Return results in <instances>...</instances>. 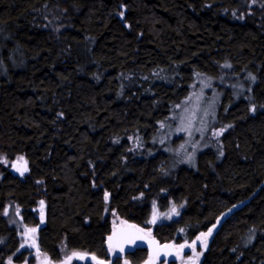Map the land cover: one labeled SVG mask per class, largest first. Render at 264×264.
Segmentation results:
<instances>
[{
  "label": "trees",
  "instance_id": "1",
  "mask_svg": "<svg viewBox=\"0 0 264 264\" xmlns=\"http://www.w3.org/2000/svg\"><path fill=\"white\" fill-rule=\"evenodd\" d=\"M224 63L255 81L219 107L218 148L195 169L148 154L193 74ZM106 205L173 245L231 209L198 264H264V0H0V264H50L62 240L143 262L107 244Z\"/></svg>",
  "mask_w": 264,
  "mask_h": 264
},
{
  "label": "rangeland",
  "instance_id": "2",
  "mask_svg": "<svg viewBox=\"0 0 264 264\" xmlns=\"http://www.w3.org/2000/svg\"><path fill=\"white\" fill-rule=\"evenodd\" d=\"M230 69V64L224 63L221 71L216 75L205 73L193 74L186 93L177 103L171 106L168 114L159 121L156 131L149 136V147L146 145L148 154L152 155L156 152H161L166 154L172 163L178 164L184 162L195 169L196 155L200 151L211 146L218 148L219 136L221 132L227 129L228 125L218 116L219 107L223 101H225V106L228 107L239 96H245L248 99L255 81L254 76L250 72L244 71L235 75ZM135 145L137 149L143 150L141 142L138 143L137 141ZM218 158H220V155ZM13 162V165L15 163L21 166L24 165L22 158H16ZM14 209V207L8 206L5 212L8 221L13 224ZM105 214H107L110 220L111 228L127 223L126 220L120 218L113 210H110L107 205L105 206ZM201 236L200 234L196 238H200ZM206 246L205 243H202L190 251L165 258L164 260H159L154 256L147 257L139 264H167L171 259L177 261L179 264H198ZM28 254H26L21 263L11 260V256L5 262L6 264H28L27 258L32 257L34 263L44 264L43 255L37 256L35 248H33V254ZM92 255L86 249L68 248L64 240H62L59 244V257L52 259L50 264L84 263L85 261L90 264H98V262L110 264L109 260L99 259L95 255ZM93 257L96 259H93ZM120 264L130 263L125 257L120 256Z\"/></svg>",
  "mask_w": 264,
  "mask_h": 264
},
{
  "label": "water",
  "instance_id": "3",
  "mask_svg": "<svg viewBox=\"0 0 264 264\" xmlns=\"http://www.w3.org/2000/svg\"><path fill=\"white\" fill-rule=\"evenodd\" d=\"M230 212L231 209H228L217 217L215 222L210 226L212 230L211 233ZM109 238H111V240ZM204 239L205 237L195 239L190 244L183 243L173 245L167 242H160L155 236L147 233L142 226L128 222L123 225H118L111 230L107 237V244L120 254H126L138 248H145L148 256H155L159 260H164L165 258L173 257L182 252L191 250ZM181 245H185V247L181 248ZM188 245H191V247ZM121 249L123 250L121 251Z\"/></svg>",
  "mask_w": 264,
  "mask_h": 264
},
{
  "label": "snow or ice",
  "instance_id": "4",
  "mask_svg": "<svg viewBox=\"0 0 264 264\" xmlns=\"http://www.w3.org/2000/svg\"><path fill=\"white\" fill-rule=\"evenodd\" d=\"M25 170H26V168H25ZM106 199H107V194H106V197H105ZM41 203H43V202H41ZM173 212H175L176 211V209L175 208H173V210H172ZM155 222V218L153 219V223ZM32 231H35L34 229L32 230ZM142 231V230H141ZM211 229H209V232L207 233V234H201L203 237H205V240H204V243H205V246H206V236L207 235H211ZM110 240H111V238H109ZM199 239V238H198ZM189 247H191V245H188ZM165 247H168V246H165ZM181 248H183V247H185V245H181L180 246ZM123 249H121V251H122ZM73 255H76V254H73ZM81 258H83V257H81ZM93 259H96L95 257H93ZM98 264H102V262H98Z\"/></svg>",
  "mask_w": 264,
  "mask_h": 264
},
{
  "label": "bare ground",
  "instance_id": "5",
  "mask_svg": "<svg viewBox=\"0 0 264 264\" xmlns=\"http://www.w3.org/2000/svg\"><path fill=\"white\" fill-rule=\"evenodd\" d=\"M227 91H228V90H227ZM130 139H131V138H130ZM136 139H137V138H136ZM136 139H135V141H137ZM138 139H139V138H138ZM131 141H132V140H131ZM132 142H133V141H132ZM129 143H130V142H129ZM128 146H129V145H128ZM132 146H133V145H132ZM134 146H135V145H134ZM148 147H149V146H148ZM123 148H124V147H123ZM128 148H129V147H128ZM135 148H136V147H135ZM130 149H131V147H130ZM135 152H136V151H135ZM135 152H134V153H135ZM139 153H140V152H139ZM139 156H140V155H139ZM111 230H112V229H111ZM21 240H22V239H21ZM106 240H107V239H106ZM23 241H25V239H24ZM175 244H176V243H175ZM26 245H27V244H26ZM105 245H106V244H105ZM31 246H32V245H31ZM26 247H27V246H26ZM28 247H29V245H28ZM28 247H27V248H28ZM25 250H27V249H25ZM37 250H38V249H37ZM29 251H30V250H29ZM80 251H82V250H80ZM83 251H84V250H83ZM109 252H110V251H109ZM37 253H39V252H37ZM92 254H93V253H92ZM110 254H111V253H110ZM25 255H26V254H25ZM93 255H94V254H93ZM93 255H92V256H93ZM108 255H109V254H108ZM147 257H148V256H147ZM152 257H153V256H152ZM89 258H90V257H89ZM155 258H156V257H155ZM109 259H110V258H108V260H109ZM11 260H12V259H11ZM89 260H90V259H89ZM121 260H122V259H121ZM21 262H22V261H21ZM85 262H86V261H85ZM85 262H84V263H85ZM103 262H104V261H103ZM87 263H88V262H87Z\"/></svg>",
  "mask_w": 264,
  "mask_h": 264
}]
</instances>
